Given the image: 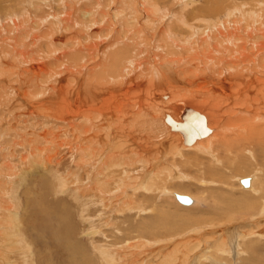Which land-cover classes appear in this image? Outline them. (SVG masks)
I'll return each mask as SVG.
<instances>
[{"label":"bare ground","instance_id":"bare-ground-1","mask_svg":"<svg viewBox=\"0 0 264 264\" xmlns=\"http://www.w3.org/2000/svg\"><path fill=\"white\" fill-rule=\"evenodd\" d=\"M48 1L38 0L35 9L32 3L34 16L21 0L0 7V17L8 25L0 26V69L12 78L30 76V85L22 88L25 99L21 101L32 115L40 118L42 113L49 119L46 123L56 122L55 128L44 130L47 137L44 135L43 146L31 143L34 137L30 142L33 147L18 156L19 161L13 164L3 157L0 164V236L9 241L10 252L19 247L27 258L24 263H34L33 244L19 224L15 188L22 185L21 194L27 193L30 182L36 179L39 188L47 185L51 189V175L55 195L62 196L53 198L51 206L68 213L70 204H77L79 220L85 224L84 236L92 244L93 251L73 243L74 252L80 254L77 259L74 253L73 264H86L91 258L86 251L95 256L87 264H133L134 260L153 264L150 254L142 258L136 253V259V250L172 241L175 235L186 240V250L177 255V244L184 243L179 240L174 244L177 254H159V264L194 260L196 264H206V260L220 264L216 261L229 257L231 261V255L239 257L248 251L257 255L260 243H264V0H91V9L84 11V7L77 9L80 4L73 8L74 1L83 0H57L58 13L63 16L58 14L54 20L64 26L70 25V19L80 24L75 19L78 14L83 24L80 36L88 43L71 36L73 47L64 51L60 48L63 35L56 36L54 23L42 32L43 23L51 18L37 13ZM19 15L25 22H20ZM121 22L124 26L118 24ZM92 25L101 29L95 41L89 34L92 31L84 29L90 26L94 30ZM39 33L42 40L35 43V60L31 59L28 36L38 39ZM25 37L30 48L24 52L18 48L21 64L10 71L2 53H9L16 47L14 42ZM110 40L108 51L100 54ZM35 98L38 102L29 101ZM27 169L32 172L25 183L17 180ZM239 169L249 173L243 177L249 178V186H243L248 189L240 186L243 178L239 181L240 176L231 175ZM177 173L182 181L170 179L178 178ZM225 185H231L227 192L221 189ZM192 186L199 196H191L187 208L207 206L214 200V206L228 204V214L207 220L198 217L199 221L183 222L182 226L172 224L164 198L175 200L180 208L176 194H184ZM144 189L163 192L161 198L143 196L155 210L156 225L144 220L142 235L105 243L102 236L118 238L111 230L122 235L120 222L125 223V217L141 218L148 213L143 204L135 205L130 199L131 193ZM64 192L68 197L62 195ZM82 198L92 207L82 205ZM131 208L139 211H128ZM186 217L192 220L190 215ZM37 224L46 225L44 220ZM160 224L166 226L163 232L169 238L155 233ZM50 225L58 230L56 242L69 250V240L75 235L70 218L58 216ZM205 238H209L207 242ZM206 248H210V255L204 254ZM177 259L179 263H175Z\"/></svg>","mask_w":264,"mask_h":264},{"label":"rangeland","instance_id":"rangeland-1","mask_svg":"<svg viewBox=\"0 0 264 264\" xmlns=\"http://www.w3.org/2000/svg\"><path fill=\"white\" fill-rule=\"evenodd\" d=\"M21 1H22V5L23 6L28 8V10L31 9L30 11L32 12V15L34 16V14H33V12H34L33 6H35L34 7V9H35L38 0H34V1L31 0L32 2L28 1V3H27L26 0H21ZM23 1L26 2V4L23 3ZM50 2H51V5H50ZM32 3H35V5L32 6ZM8 4H14V0H0V7H3V8L10 7V5H8ZM93 4H94V1H91V0H83V1H81V3L79 1H74L73 2V8L77 7L79 5L80 7L78 6L77 9H80L81 7H84L83 8V11H84V9L87 8V7H88V9H91V5H93ZM117 7H118V5L115 6V8H117ZM57 9H58V1L57 0L56 1L55 0H49L48 4H46V7L44 8V10L41 9V10L38 11L37 14H46L47 13V14L50 15V18H51V19H48L49 21L45 22L46 24L43 23V26H42V30L43 31L40 29L43 32V34L46 33L48 28H50V24L54 23L52 25V27L56 28V34L58 33L56 36H61V34L63 35L62 43H61V47H60L62 49V50L60 49L61 51H64V50H67V49L69 50V48L71 49V47H73V43L71 41L72 40L71 36H73L75 38L77 37V40H79V41L83 38L82 39L83 42H81V43L84 44V45H88V43L86 41L87 39L80 36L82 31H81V29H79V27L81 25L83 27V24L81 23V19L79 18V15L75 13L76 11L72 10L74 12V15L76 14L75 15L76 16L75 19L77 18L76 21L78 20V22L81 25L78 24V23H71L72 19H70V25L64 26V25L61 24L60 21H58V19L56 21L54 20V18L57 17L56 15H58L59 14L58 12L60 11V10H57ZM93 10H95V9H93ZM106 10L110 11L108 8ZM17 12L20 13V10L17 11ZM17 12H15V13H17ZM55 12H57V14H55V16H53V14ZM1 15L6 16L3 12L1 13ZM60 16L62 17L63 15H60ZM1 18H3V19H1ZM19 18H21V19H19L20 22H25V19H22L23 15H19ZM59 19H60V17H59ZM38 21H40V20H38ZM53 21H55V22H53ZM1 22H3L2 23L3 25L1 24ZM20 22L18 21V23H20ZM64 22L65 21H63V23ZM122 23H123V25H122ZM118 24L120 26H124L125 23L121 22V23H118ZM5 25H7V21H6V19H4V17L1 16L0 17V26H5ZM44 25H45V27H44ZM47 25H48V28H47ZM58 25H60L61 27H59ZM35 26H36V28H38L37 24ZM92 26H96L94 30L90 26L89 27H85L84 26V29H85V31H88V30L92 31L89 34L94 35L93 40L95 41L96 39H98L97 37L99 36L101 29H98V28H100L99 25H92ZM6 27H8V25ZM72 29H73V31H72ZM72 32H73V34H72ZM43 34H42V36H43ZM18 35H16V36H18ZM112 35L111 36L114 37L115 33H112ZM38 36H39L38 39H32V36H30V35L28 36V40L30 38L29 42L31 43L29 46L31 48L26 44L27 37H25L24 40H21V42L19 40H17L16 43L14 42L16 47H13V49H11V51H9V53H6V54L2 53V56L3 57L5 56L4 57V61L6 63H4V64L9 66V67H11L10 71L15 70L17 68L16 66L21 64L20 62L22 60H18V58H19V56H18L19 51H17L18 48L22 49L23 52H24V49L28 50L27 48H30L29 51L31 52V54H33V55H31V59L32 58L33 59L36 58L34 52H35V49L38 47V44L35 45V43H37V42L40 43L41 40H42V38L40 37V33H39ZM19 37H23V35H19ZM23 41H25V42H23ZM33 41H35L34 42L35 46L33 45ZM99 41L100 40H98V42ZM111 41H113V40H110V42L109 41L105 42V44H106V46H108V48L104 44V46H103L104 50L102 48V50L100 51V54L103 51H108V49L110 47V44H111ZM18 42L21 43V44H19ZM62 45L64 47H62ZM65 45H68L67 46L68 48ZM22 46L24 48H22ZM34 47H36V48H34ZM81 48L83 49V47H81ZM10 57H12V59ZM0 73H1L0 74V122H1L0 123L1 124L0 125V135H1V133L3 135V137H0L1 138L0 139V148H1L0 151H3L5 149L3 153L0 152V164L3 161V157H4V159L6 158L7 160L10 159L9 161H11L14 164L15 162L19 161V157L18 156L21 157L22 155H26V153L30 150V148L33 147V145L31 143H33V144L36 143L37 146H43V144L45 143L43 141V139L45 138L44 135L46 136L47 132L50 129H52L54 126L56 127V122H55V125H51L49 123H46V121L49 120L47 116H45V115L43 116L42 113L38 114V115H40V118L37 116V114H35V115L33 114L32 115V113L30 112L31 110L29 111L27 106L25 104H23V101L25 99L24 98V94L25 93L23 91L26 88H28V87H26L27 84L30 85V82H29L30 76H28V77L24 76V77H26V79H25V78H20V77H14L12 75L13 76V78H12V77L9 76V74H7V71L5 69H0ZM18 79H20V80L19 81H15V80H18ZM24 87H25V89H22ZM13 88L15 89V91L17 89L18 90L15 92L13 90ZM10 92H11V94H10ZM12 92L14 94L16 93V95H14ZM22 92H23V94H22ZM22 97H23V99H22ZM21 99L23 101H21ZM17 100L20 101V102H18ZM38 100H39V98L38 99H36V98L35 99H29L30 102H34V103L38 102ZM44 122H45L46 125H44ZM48 124L50 126H47ZM43 125L46 126V127H44ZM37 127H39V128L37 129ZM44 130H46V131L48 130V131L46 132ZM40 131H41V133H38ZM43 132H44V134H43ZM6 134H7V136H5ZM23 135H25V136L23 137ZM41 137H42V139L40 141ZM22 138H24V139H22ZM33 138H34V141L31 142V140ZM10 139H13V140H10ZM13 142H14V144H13ZM38 142H39V144H38ZM17 143H21V144L23 143V145H26L27 148H26V146H24L25 148L23 146H22L23 148L22 147H18L17 145H19V144H17ZM24 143H26V144H24ZM40 143H41V145H40ZM36 145H34V146L36 147ZM7 148L8 149L10 148L12 150L9 151L10 149L8 150ZM1 153H2V155H4V153H5V155L1 156ZM12 154H13V157L11 158L10 156ZM68 157H69V155H67L65 157V159L67 160ZM14 159H15V161H14ZM61 167H62V165H61ZM85 168L87 169V174L88 173L91 174L90 169L87 166ZM247 169L249 170V168H247ZM245 171H246V169L232 170L233 173H231V175L232 176L233 175L240 176L239 179H238L240 181L241 178L248 177L249 173H247ZM31 172H32L31 169H27V170L23 171L21 173L20 177L17 180H23L24 183H25L26 179L29 177ZM48 177L50 178V181H51V189L47 185H44V186L39 188L37 180L33 179L30 182V184H29V187H30L29 191L27 193L21 194V192H23L22 191L23 190L22 189V185L21 186L20 185H16L15 191H16V194L18 196L17 199H18V202H19L18 203L19 204L18 211H19V215L21 217V219L19 220V224L22 225L21 229L23 230V232H24L25 236L27 237L28 241L33 244V247L31 248L32 253H33V258L31 260H33L35 264H73L74 258H72V257L74 256V253H76V258H77V255H78V257L80 255L77 252H74V250L72 248L73 243L77 244V245H80L81 247H84L86 249L91 250L90 249L91 246H92L91 240H88L89 238L84 236L83 230L85 228V224L82 222V220H79V217H78V213L79 212H78V207H77L78 205L77 204H75L74 202H72L70 204L71 208H68L70 210L68 212L69 214L66 211L62 212V209L60 207L51 206L50 201L53 198H60L62 196H58V194L55 195V192H54L55 179L51 175H49ZM177 177L178 178H176V176H175V177L170 178V179L171 180H176V181H182L180 176H178V173H177ZM2 178H5L4 174H3ZM235 180H237V178H235ZM0 181H1V177H0ZM185 182H187V181H185ZM231 183H234L233 177L231 178ZM208 185H210V184H208ZM212 185H215V183L212 184ZM230 186L231 185L221 186V189H222L223 192H227ZM240 186L243 189H248V188H244L243 184H241ZM145 189L144 190H140V192L139 191H135L137 193H135V192L131 193L130 194V197H131L130 199H132L135 202V205H136V203L143 204V206L145 207L144 210H147L148 213L143 215L141 218L137 217V216H134V215H130L128 217H125V219H124L125 223L124 222H120V229L122 231V235H121L120 232H116V231H113V230H111V231L108 230V231H110V233H113L114 235H117L118 238H116V237H107L106 238V236H102L101 238H103V241L105 243H110V242H108L109 240H112V243H117V241L118 242H122L123 240H125L127 238L137 237V236L142 235L145 232L144 229L142 228V225H143L142 223H143L144 220H145V223H148V224H151L154 221V224L156 225L155 220H154L155 219V214H154L155 210H154V208L150 207L151 205L148 206L149 204H148V202L146 200H144L145 198L143 196L149 197V196L156 195V198H161V197H163V192L159 193L158 190L155 191V192H151V191L147 192L146 191L147 189L146 190ZM188 190L189 191L184 192V194H183V192L181 193L178 190H177V192H180V194L187 195V196H190V197L193 196V195H195L196 197L199 196L196 193V190H195L194 186L189 187ZM174 191H176V190H174ZM236 192L238 193L237 190H236ZM67 193L68 192H64L62 195L64 197H68ZM26 194H28L27 197H26ZM204 194H206V192ZM204 194H202V195H204ZM88 198H89V195H88ZM164 199L167 201L166 202V210L165 211L167 212V214L170 215L169 218H171V220H172V221L170 220V222L172 223L174 221L172 224L179 225V226H182L183 222L192 223L194 221H199L198 217H203V218H205L207 220V218L216 219L217 217H219V215L221 213H224L225 215L228 214V210H227L228 209L227 208L228 204L218 202V205L214 206V200L210 201V203L207 206L205 204L204 205L197 204L196 206H193L191 208H187L188 207L187 205L181 204L176 199V203L180 204V206H181L179 208V207H177V205L174 204L175 200L172 201L170 199H166V198H164ZM80 203L82 205H84L85 207H87V206H88V208L92 207L91 205H89L88 199L82 198V201H80ZM161 203L163 204V200H162ZM152 204H155V202L152 203ZM107 210H109V209H107ZM128 211L136 212V211H139V209H134L133 210L131 208V209H128ZM200 214H201V216H198ZM188 215L191 216L192 220H187L186 216H188ZM40 216L42 217V219H40ZM58 216L59 217H69L70 218V224L72 225L71 229L75 230V235H73L72 238L69 240L71 242L69 250H68V248H66V247L64 248L63 246L59 245L58 242H56L55 235L58 234V230H55L54 226L50 225V224H52L55 221V218L58 217ZM40 220H44L46 225L37 224ZM242 223H243V225L246 224L245 221L242 222ZM230 225H232V224H230ZM151 227H154V226H151ZM164 227H166V226L165 225H161V224L158 225L157 226V231L155 233H158L161 236L165 237V239H167V238H169L168 237L169 235L167 233L163 232ZM144 235H146V234H144ZM176 236L177 235L174 236L175 237L174 239L171 238L172 241H168V240H164L163 242L161 241L160 243H157V245L155 244L150 249H147V248L144 249L143 247H139L138 248V250H139L138 252L139 253L137 252V250L134 253L135 257L137 256V254H140V256L142 258H143L142 255L150 254L149 258L154 259V261H155V262H153V264H159V262L161 260V258L159 259V254H161V255L163 254V256H164L167 253L171 254V253L175 252L177 249H174L176 247V245H174V244L178 243L179 240H181V242H184V243H182L180 245L177 244L179 246L178 250H180V251H179V254H177L178 251L175 252V253L178 256L183 255L182 252H184L186 250V246H185L186 240H184V238L181 235H179L180 237L179 236L176 237ZM184 237L186 239L188 238V240H190L188 235L187 236L184 235ZM209 238H207V239H209ZM207 239L205 240L206 242L208 241ZM83 240L85 241L84 243H82ZM61 243H63V242H61ZM179 243H180V241H179ZM8 244H9V241L7 239L3 238L2 236H0V264H5V261H12L13 262L14 260L17 262V264H32L31 261H26L24 263V259L26 260L27 258L24 257L23 255H21L22 253L19 252L20 251L19 247H16L15 249H13V251L10 252V249H11L12 246L9 249L8 248L9 247ZM260 244H261V246L259 245L260 247H259V249H257L259 251V253H257V255H255L252 252L248 251V252H244V255H241L242 257L241 256H239V257L236 256L235 257V255H233V256L231 255V258L234 257L233 259H231V261H230V257H229V260L225 259L224 261H220L219 259H217L219 261H216V263L228 264V261H229V264H235L234 263V261H235L236 264H264V255H263L264 252H262V250L264 251V247H262V246H264V243L263 244L260 243ZM171 245H172V247H171ZM207 245H208V243H207ZM87 247H89V248H87ZM207 247H209V245ZM172 249H174V250H172ZM209 249L210 248H206L204 250V254L205 255H210V252H208ZM91 251H93V250H91ZM91 251H88V252L86 251L85 252V254L86 253L88 254V258L89 257L92 258V259L89 258V260L87 259L86 260V264H87V262H90V259L93 260L95 258V256L92 255ZM143 251H145L147 254L143 253ZM227 256L228 255H224V257H227ZM147 257H146V259H147ZM193 257H194V255H193ZM136 259H139V257H136ZM177 262L179 263V259H177V261L175 263H177ZM205 262H206V264L210 263L208 260H206ZM74 264H77V263H74ZM78 264H81V263L78 261ZM133 264H141V261L136 263L135 260H134ZM189 264H196V261L194 260V263H193V261H191Z\"/></svg>","mask_w":264,"mask_h":264},{"label":"water","instance_id":"water-1","mask_svg":"<svg viewBox=\"0 0 264 264\" xmlns=\"http://www.w3.org/2000/svg\"><path fill=\"white\" fill-rule=\"evenodd\" d=\"M241 182L244 186H249V178H243ZM176 197L182 204L189 205L192 203V198L190 196L176 194Z\"/></svg>","mask_w":264,"mask_h":264}]
</instances>
